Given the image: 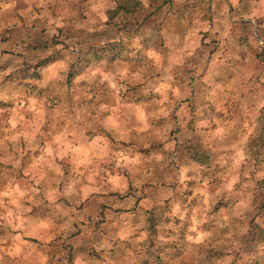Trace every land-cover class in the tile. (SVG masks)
<instances>
[{
    "label": "clouds",
    "instance_id": "9594fccd",
    "mask_svg": "<svg viewBox=\"0 0 264 264\" xmlns=\"http://www.w3.org/2000/svg\"><path fill=\"white\" fill-rule=\"evenodd\" d=\"M262 134L264 0H0V264H264Z\"/></svg>",
    "mask_w": 264,
    "mask_h": 264
},
{
    "label": "rangeland",
    "instance_id": "374dc122",
    "mask_svg": "<svg viewBox=\"0 0 264 264\" xmlns=\"http://www.w3.org/2000/svg\"><path fill=\"white\" fill-rule=\"evenodd\" d=\"M129 9L132 10V11H134V3H130ZM260 144L262 146H264V134H262V136H261ZM186 151L194 159L199 157V153L197 152V150L195 149V147H189V148L186 149ZM262 211H264V209H262ZM150 223H153L154 224L155 223V219H153L152 221H150Z\"/></svg>",
    "mask_w": 264,
    "mask_h": 264
}]
</instances>
